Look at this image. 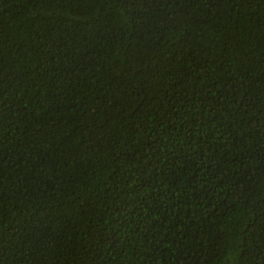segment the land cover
I'll use <instances>...</instances> for the list:
<instances>
[{"label": "trees", "instance_id": "1", "mask_svg": "<svg viewBox=\"0 0 264 264\" xmlns=\"http://www.w3.org/2000/svg\"><path fill=\"white\" fill-rule=\"evenodd\" d=\"M0 264H264V0H0Z\"/></svg>", "mask_w": 264, "mask_h": 264}]
</instances>
